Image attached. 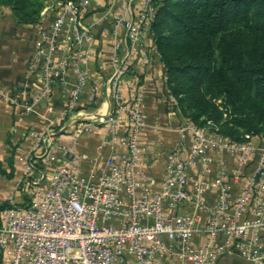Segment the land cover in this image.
<instances>
[{
    "label": "built area",
    "instance_id": "1",
    "mask_svg": "<svg viewBox=\"0 0 264 264\" xmlns=\"http://www.w3.org/2000/svg\"><path fill=\"white\" fill-rule=\"evenodd\" d=\"M91 1L59 0L47 8L49 23L37 28L29 58L34 85L28 99L18 101L0 88L1 98L28 115L53 84H68L71 73L63 118L77 106L86 83L92 28L109 18L112 35L122 30L109 59L110 107L69 119L68 145L56 139L64 126L54 127V120L29 131L22 174L12 187L27 201L0 210V264H217L225 255L264 264V133L232 142L184 118L176 145L162 154L161 177L153 175L138 137L145 125L142 93L123 99L120 77L137 51L139 62L146 61L139 47L146 32L152 40L156 0H142L133 16L131 0H109L86 21ZM119 44L125 47L121 57L115 53ZM167 102L175 113L172 98ZM95 129L102 131L97 152L79 150V137ZM211 150L230 153L233 163L220 161L209 178ZM102 151V165L96 166ZM234 186L239 190L232 196ZM187 204L190 210L183 209Z\"/></svg>",
    "mask_w": 264,
    "mask_h": 264
},
{
    "label": "crops",
    "instance_id": "2",
    "mask_svg": "<svg viewBox=\"0 0 264 264\" xmlns=\"http://www.w3.org/2000/svg\"><path fill=\"white\" fill-rule=\"evenodd\" d=\"M109 0H92L88 7L89 12L85 20L89 21L97 16ZM142 0H131L130 8L133 16L140 7ZM45 6L40 11V20L36 24H15L9 16V12L0 6V88L7 95L18 101L28 99L34 85V70L29 67L30 55L37 42L36 30L39 26L49 23L50 14ZM111 19L103 20L92 28L91 33V55L86 62L87 79L81 90L77 106L65 117H60V112L65 108L67 102L66 89L74 81L70 73L66 77L68 84H53L48 98L34 104L33 112L24 115L19 112L20 108L0 97V201L13 196V183L18 181L22 174V157L31 144L29 131L41 130L47 125L48 120H54V127L64 126L63 131L56 132V139L68 145L69 119H80L84 114H99L105 108L110 107V99L107 92V78L112 67L109 59L114 53L113 44L122 40V30L118 28L115 35L110 31ZM124 46L119 44L116 52L118 57L124 53ZM144 52L146 61L140 63L142 55L139 51L127 59V71L120 77V93L126 101L131 92L141 91L142 107L144 111L145 125L139 132V142L146 153L144 158L147 169L153 175L160 178L162 175V154L176 145L178 140L177 130L184 119L175 113L167 102L168 94L164 88V69L158 60L154 50V44L150 34L146 32L140 41V47ZM57 124V125H55ZM102 137L100 129L92 130L88 134L79 137L78 147L81 151L94 153L96 143ZM250 141H255L254 137ZM103 152L97 155L96 166L102 165ZM209 155L211 161V173L209 178L215 174L219 162L222 161L226 167H231L233 156L221 150H211ZM251 169L248 165L242 171L246 176ZM10 173V176L7 175ZM240 183L244 182L241 178ZM239 187L234 186L232 196L238 193ZM209 201L213 200V194H207ZM12 202V200H10ZM187 204L183 209L190 210ZM125 264H135L127 261ZM163 264H169L164 260ZM217 264H249L244 258L237 255H225L219 258Z\"/></svg>",
    "mask_w": 264,
    "mask_h": 264
},
{
    "label": "trees",
    "instance_id": "3",
    "mask_svg": "<svg viewBox=\"0 0 264 264\" xmlns=\"http://www.w3.org/2000/svg\"><path fill=\"white\" fill-rule=\"evenodd\" d=\"M0 4L12 5L17 15L24 7L22 0ZM39 18L40 10L31 19L19 16L29 25ZM233 21L237 26L227 30ZM149 27L171 96V77L175 73L180 79L177 102L184 118L198 127L208 120L218 122V95L238 116L252 120L257 110L264 115V0H156ZM205 127L232 142L245 140L232 138L225 126ZM8 206L0 202V210Z\"/></svg>",
    "mask_w": 264,
    "mask_h": 264
},
{
    "label": "rangeland",
    "instance_id": "4",
    "mask_svg": "<svg viewBox=\"0 0 264 264\" xmlns=\"http://www.w3.org/2000/svg\"><path fill=\"white\" fill-rule=\"evenodd\" d=\"M13 1L14 0H12V3ZM22 1L24 2V7L20 11H18L19 13L16 11L19 15L14 13L12 9L13 7L10 4L9 5L0 4V6L5 8L9 12V16L15 24L29 25V24H25L21 22L19 20V16H22L24 18H30V19L34 18L39 10L41 11L42 8H44L45 6L55 5L57 4L59 0H22ZM153 17H154V12L152 14L151 21ZM151 21L149 22V25ZM236 26H237L236 21L230 22L227 25V30H232ZM164 81H165V78H164ZM179 83H180V79L176 78L175 73H174L170 79V86L172 88V91L175 94L173 95L170 91L173 97L167 91L166 89L167 86H164V88L168 94V97H171L174 102L173 106L176 108V114L184 118L183 117L184 113L182 112L180 105H178L179 103L177 102L178 98L182 96ZM214 103L217 105V108L220 112L219 120L218 122H213V121L208 120L204 122V127L205 126H216L220 128V126H223V127L225 126L229 128V130L231 131L230 134L232 138H241V137H244L245 135L253 134L256 130H264V115L259 116L257 114L258 110L255 112L256 117L252 120H248L247 118L243 116H238L234 114L232 107L226 101H223V98L221 97V95L217 96V99L214 100ZM262 110L264 112V104L262 105ZM13 196L17 197V199L12 198L11 199L12 202L7 201L6 199L5 201L8 202V204L12 203V205H15V206H19L22 203L24 204L27 201L26 199L27 197L23 192L19 193L18 191H15L13 192Z\"/></svg>",
    "mask_w": 264,
    "mask_h": 264
}]
</instances>
